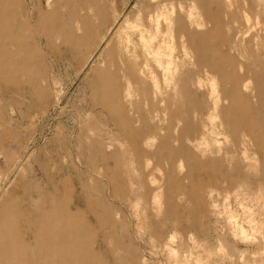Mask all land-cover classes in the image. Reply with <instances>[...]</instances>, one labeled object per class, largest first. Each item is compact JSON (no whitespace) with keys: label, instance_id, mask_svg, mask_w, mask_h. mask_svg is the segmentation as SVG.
Returning <instances> with one entry per match:
<instances>
[{"label":"rangeland","instance_id":"374dc122","mask_svg":"<svg viewBox=\"0 0 264 264\" xmlns=\"http://www.w3.org/2000/svg\"><path fill=\"white\" fill-rule=\"evenodd\" d=\"M155 14L168 15L175 36L187 19L199 23L187 29L201 32L225 74L192 57L200 101L217 103L200 141L205 164L215 163L202 173L154 154L167 133L161 99L179 94L129 90L117 69L121 28ZM234 81L264 125V0H0V206L23 209L32 247L43 223L30 208L70 207L103 264H264V144L235 140L219 113Z\"/></svg>","mask_w":264,"mask_h":264},{"label":"bare ground","instance_id":"6f19581e","mask_svg":"<svg viewBox=\"0 0 264 264\" xmlns=\"http://www.w3.org/2000/svg\"><path fill=\"white\" fill-rule=\"evenodd\" d=\"M161 22L167 25L166 29H161ZM125 23L128 21L125 20ZM171 23L168 15L155 14L148 16L146 23H130L126 28H121V39L125 43L119 55L117 69L122 72L129 90V86H140L139 91L151 93L155 98L158 94H179L171 96L170 101L169 95L161 99L165 115L162 120L167 122V133L159 137V145L154 154H166L170 159L182 157L191 161L188 171L192 175L206 171L215 163L208 162L212 163L209 166L205 164L206 160L202 158L205 150L201 148L200 141H204L207 135L204 124L206 109L217 110L216 102L210 107V104L200 101L206 92L201 79L196 77L197 71L189 69L192 57L211 71L221 72L222 78L225 74L219 68L213 57L214 52L201 32L194 33L187 29L189 26L199 28V23L194 19H187V24L178 27L180 32L177 36L171 32ZM79 40L76 39L75 43H79ZM190 50L196 56H192ZM113 62L115 61L110 60L111 64ZM104 76L108 82V91L114 92L117 87L116 73L106 70ZM239 84L240 82L234 81L229 88L223 90L224 99L227 100L228 97L231 101L219 113L223 115L226 129L231 131L235 140L240 133H244L256 146H263L264 125L252 118L251 95L242 92L238 88ZM244 89L247 90L245 85ZM197 94L202 95L198 97ZM208 94H218L216 87L211 86ZM261 106H264V98L259 102V107ZM189 114L194 119L187 116ZM217 116L216 113L210 115V118L214 120ZM176 123L182 124L180 130H177ZM156 129L155 125L154 130ZM255 131L259 132L258 136ZM148 140L145 139V143ZM176 141L181 142L180 146L173 145ZM186 142H192L191 149L185 146ZM22 189L28 191L29 187L23 185ZM30 209L43 223V229L35 233L34 247L25 241L24 231L19 226L18 218L24 216L23 209L11 208L9 204L0 206V264H103V254L106 252L94 249L96 241L89 235L90 225L86 222L75 224V213L70 207L60 205L50 212L44 211L40 206ZM107 238L105 234L100 243L106 245Z\"/></svg>","mask_w":264,"mask_h":264}]
</instances>
